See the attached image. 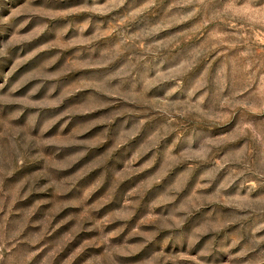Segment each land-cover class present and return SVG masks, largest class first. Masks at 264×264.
<instances>
[{
    "label": "rangeland",
    "instance_id": "1",
    "mask_svg": "<svg viewBox=\"0 0 264 264\" xmlns=\"http://www.w3.org/2000/svg\"><path fill=\"white\" fill-rule=\"evenodd\" d=\"M0 264H264V0H0Z\"/></svg>",
    "mask_w": 264,
    "mask_h": 264
}]
</instances>
